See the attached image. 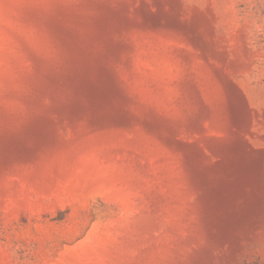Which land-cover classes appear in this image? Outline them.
<instances>
[{"label":"rangeland","instance_id":"374dc122","mask_svg":"<svg viewBox=\"0 0 264 264\" xmlns=\"http://www.w3.org/2000/svg\"><path fill=\"white\" fill-rule=\"evenodd\" d=\"M263 161L264 0H0V264H264Z\"/></svg>","mask_w":264,"mask_h":264},{"label":"bare ground","instance_id":"6f19581e","mask_svg":"<svg viewBox=\"0 0 264 264\" xmlns=\"http://www.w3.org/2000/svg\"><path fill=\"white\" fill-rule=\"evenodd\" d=\"M257 154H260V152H259V153L257 152ZM259 157H260V156H259ZM257 159H258V155H257ZM260 162H261V161H260ZM260 162H259V163H260ZM263 162H264V161H263ZM263 162H262L261 164L264 165ZM252 165H253V163L249 162V163H247V164L241 166V167H244V168L241 170V173L237 174V175H238V176H237V180H238V178H239L242 174H243L242 176H244V173H245L246 171H249V170L252 171L253 169L256 170V169L259 167L260 164H259L258 166H255V165L252 166ZM263 165H261V166H263ZM259 168H260V167H259ZM257 170H258V169H257ZM253 171H254V170H253ZM258 171H259V170H258ZM258 171H257V172H258ZM248 173H249V172H248ZM253 173L256 174L255 172H253ZM249 174H252V173H249ZM258 174H259V173H258ZM245 175H246V174H245ZM247 175H248V174H247ZM249 176H252V175H249ZM254 177H255V176H254ZM257 177H258V175H257ZM259 177H260V176H259ZM262 177H264L263 174H262ZM247 178H248V176H247ZM247 178H246V180H247ZM249 178H250V177H249ZM251 178H252V177H251ZM251 178H250V180H251ZM260 178H261V177H260ZM254 179H255V178H254ZM237 180H236V181H237ZM243 180H245V179H243ZM248 180H249V179H248ZM255 180H257V179H255ZM241 181H242V179H241ZM251 181H253V178H252ZM261 181H262V180H261ZM263 181H264V178H263ZM253 183H254V182H253ZM255 183H256V182H255ZM255 186H256V185H255ZM252 188H253V186H252ZM253 190H254V188H253ZM253 190H252V192H253ZM250 195H251V194H250ZM250 195H249V197H251ZM255 196H256V195H253V197H255ZM249 197H247V198L249 199ZM248 199H247V200H248ZM250 199H251V198H250ZM255 199H256V198H253V199L249 200L250 204H252V202H253ZM249 202H247V203H249ZM242 204H243V203H242ZM242 204H241V205H242ZM246 205H247V204H246ZM246 205H243V207H245ZM243 207L240 208V213H242V212H241V209H243V210L245 209V208H243ZM233 211H235V210H233ZM235 212H236V211H235ZM236 213H237V212H236ZM238 214H239V211H238Z\"/></svg>","mask_w":264,"mask_h":264},{"label":"water","instance_id":"95a60500","mask_svg":"<svg viewBox=\"0 0 264 264\" xmlns=\"http://www.w3.org/2000/svg\"><path fill=\"white\" fill-rule=\"evenodd\" d=\"M242 95L244 96L243 97V99H245V101L247 102V104H248V100H247V98H246V96L243 94V92H242ZM248 106H249V104H248ZM250 108V107H249ZM204 154H206L205 152H203ZM213 154L215 153V152H212ZM207 155V154H206ZM210 159L212 158V157H210L209 155H207Z\"/></svg>","mask_w":264,"mask_h":264}]
</instances>
